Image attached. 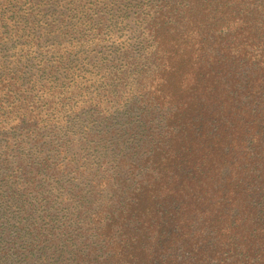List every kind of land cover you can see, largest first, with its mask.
Segmentation results:
<instances>
[{
    "label": "trees",
    "instance_id": "16d2710c",
    "mask_svg": "<svg viewBox=\"0 0 264 264\" xmlns=\"http://www.w3.org/2000/svg\"><path fill=\"white\" fill-rule=\"evenodd\" d=\"M0 264H264V0H0Z\"/></svg>",
    "mask_w": 264,
    "mask_h": 264
}]
</instances>
